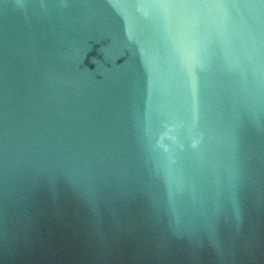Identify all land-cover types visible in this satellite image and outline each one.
Returning a JSON list of instances; mask_svg holds the SVG:
<instances>
[{
  "label": "water",
  "instance_id": "95a60500",
  "mask_svg": "<svg viewBox=\"0 0 264 264\" xmlns=\"http://www.w3.org/2000/svg\"><path fill=\"white\" fill-rule=\"evenodd\" d=\"M252 2L0 0V264H264Z\"/></svg>",
  "mask_w": 264,
  "mask_h": 264
},
{
  "label": "snow or ice",
  "instance_id": "6c2138e0",
  "mask_svg": "<svg viewBox=\"0 0 264 264\" xmlns=\"http://www.w3.org/2000/svg\"><path fill=\"white\" fill-rule=\"evenodd\" d=\"M256 2H258L261 6H264V0H256ZM216 6L223 7L225 5H223V4H217ZM246 6H248V7H255V3H253L252 0H249V3Z\"/></svg>",
  "mask_w": 264,
  "mask_h": 264
}]
</instances>
